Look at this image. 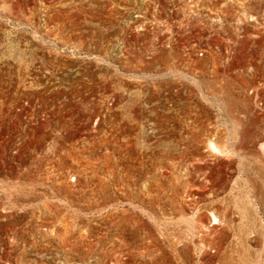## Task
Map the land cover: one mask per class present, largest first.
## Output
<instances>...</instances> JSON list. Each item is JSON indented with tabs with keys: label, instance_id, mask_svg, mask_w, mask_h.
Segmentation results:
<instances>
[{
	"label": "rangeland",
	"instance_id": "1",
	"mask_svg": "<svg viewBox=\"0 0 264 264\" xmlns=\"http://www.w3.org/2000/svg\"><path fill=\"white\" fill-rule=\"evenodd\" d=\"M0 264H264V0H0Z\"/></svg>",
	"mask_w": 264,
	"mask_h": 264
}]
</instances>
